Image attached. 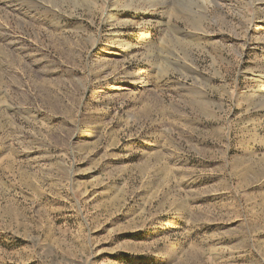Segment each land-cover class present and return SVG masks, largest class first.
Masks as SVG:
<instances>
[{"label":"rangeland","instance_id":"374dc122","mask_svg":"<svg viewBox=\"0 0 264 264\" xmlns=\"http://www.w3.org/2000/svg\"><path fill=\"white\" fill-rule=\"evenodd\" d=\"M0 264H264V0H0Z\"/></svg>","mask_w":264,"mask_h":264},{"label":"bare ground","instance_id":"6f19581e","mask_svg":"<svg viewBox=\"0 0 264 264\" xmlns=\"http://www.w3.org/2000/svg\"><path fill=\"white\" fill-rule=\"evenodd\" d=\"M149 1H150V0H149ZM119 47H120V46H119ZM119 47H118V48H119Z\"/></svg>","mask_w":264,"mask_h":264}]
</instances>
